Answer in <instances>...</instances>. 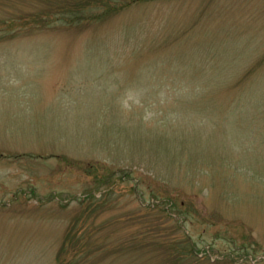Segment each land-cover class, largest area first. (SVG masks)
<instances>
[{"label":"rangeland","instance_id":"rangeland-1","mask_svg":"<svg viewBox=\"0 0 264 264\" xmlns=\"http://www.w3.org/2000/svg\"><path fill=\"white\" fill-rule=\"evenodd\" d=\"M0 264H264V0H0Z\"/></svg>","mask_w":264,"mask_h":264}]
</instances>
